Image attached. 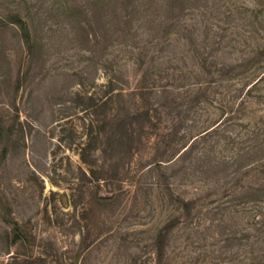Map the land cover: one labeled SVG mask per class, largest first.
Returning a JSON list of instances; mask_svg holds the SVG:
<instances>
[{"label": "rangeland", "instance_id": "374dc122", "mask_svg": "<svg viewBox=\"0 0 264 264\" xmlns=\"http://www.w3.org/2000/svg\"><path fill=\"white\" fill-rule=\"evenodd\" d=\"M262 24L264 0H0V264L14 253L31 264H159L157 235L173 221L163 264H264L254 168L264 149L245 127L264 113L246 107L229 121L221 93L194 98L212 78L202 61L235 60ZM113 74L125 94L113 107L142 139L130 154L105 150L104 137L89 165L82 147L102 121L116 126L113 104L92 106ZM149 106L159 111L142 128L132 114ZM104 164L122 199L92 211L90 169ZM179 198L196 199L192 213ZM12 218L26 242L7 253Z\"/></svg>", "mask_w": 264, "mask_h": 264}, {"label": "trees", "instance_id": "16d2710c", "mask_svg": "<svg viewBox=\"0 0 264 264\" xmlns=\"http://www.w3.org/2000/svg\"><path fill=\"white\" fill-rule=\"evenodd\" d=\"M260 13L262 10H257L256 17L259 18ZM19 25L24 30V36L27 41H30V34L27 27L26 20H24L21 16H17ZM261 29H256V31H260V35L257 38L258 41L253 46H250L248 51H243V53L236 57L235 60H226L222 62L220 65L216 64L215 66L209 62L208 58H205L202 61L203 70L208 71L211 74L212 78L206 81V83L196 84L195 87L198 88L195 90L196 95L194 98H203L204 96L209 95V93H221L222 97V105L224 108H230L229 110V121L234 120L238 117V111H241L243 108L249 107L251 112L255 115L257 114V109L255 106H260L261 113H264V24H262ZM228 61V62H227ZM208 65L210 67L208 68ZM212 67V68H211ZM207 68V69H206ZM214 71H213V70ZM218 73L216 76L214 72ZM118 77L116 75H112L106 84L107 87V99L92 103V106L96 107H105L110 106L115 102L116 96L123 97L125 96L124 90L119 88L118 86ZM227 83V84H226ZM215 89L213 90V88ZM217 88V89H216ZM144 89H141L140 92H134L135 96L138 93H145L143 92ZM211 90V91H210ZM93 99V97H91ZM94 100V99H93ZM95 101V100H94ZM93 101V102H94ZM112 105V112L110 119L108 121L111 122V125L115 123V129L108 131L107 130V123L102 121L103 124H98V128L95 131V137L89 139L88 142L82 147L81 151V158L84 162L91 165L93 164V157L97 158L96 153L98 149V145L101 142L102 138H107L108 144L105 150L108 149L109 143L113 145H119L127 147L129 149L130 154L134 152V139L137 135L140 139H142V132L133 124L128 126L127 119L125 117L121 118V116L117 115L115 108ZM98 111V110H95ZM157 113L159 111V107H144L143 109L133 111L134 118L142 117L144 121L143 124H140L142 128L145 127V124L151 122L153 118V113ZM98 114V113H97ZM249 122L245 126L247 132L249 134H255L258 137V140H262L261 142L257 143L256 147L260 149H264V138L261 136L264 135V115L260 116L262 120L260 122L253 121V116L248 114ZM228 122V119H223L222 122H218L222 124L223 122ZM217 126L213 127L211 130H207L202 137L208 136L209 134L213 133L217 130ZM92 135L94 132L91 133ZM197 138L194 139V141ZM194 142L191 144L193 145ZM190 147V146H189ZM195 147L193 145L190 151ZM103 150V149H102ZM189 150V149H187ZM259 150V149H258ZM100 151V150H99ZM258 170L261 168L264 171V163H259L255 165ZM263 167V168H262ZM91 173L93 174V178L97 183V187L91 194L90 199V206L91 210H102L105 206L107 207H115L119 203V199H122V190L119 188L116 181V176L111 175L109 171L106 170V165L104 164L102 172L97 171L96 168L91 166ZM101 173V174H100ZM179 201L182 202V208L189 213H192L196 207L197 201L196 199H183L179 198ZM7 225H10V230L6 231V237L8 239V245L6 248L7 253L12 252V246L17 244L18 242H26V234L25 230L20 227V223L12 219H7ZM12 225V226H11ZM174 226V221L167 223L158 233L157 235V260L159 264H163L165 258V241L166 237H168L170 229ZM4 252L5 250H0ZM1 254V252H0ZM10 261L8 264H31L30 257L26 259H22L19 253H14L11 255ZM29 259V260H28Z\"/></svg>", "mask_w": 264, "mask_h": 264}]
</instances>
